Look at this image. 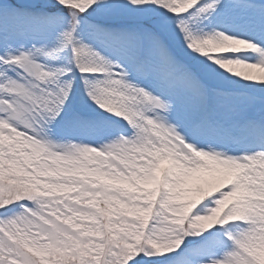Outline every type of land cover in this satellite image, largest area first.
Masks as SVG:
<instances>
[{
    "label": "snow or ice",
    "instance_id": "snow-or-ice-1",
    "mask_svg": "<svg viewBox=\"0 0 264 264\" xmlns=\"http://www.w3.org/2000/svg\"><path fill=\"white\" fill-rule=\"evenodd\" d=\"M0 264H264V0H0Z\"/></svg>",
    "mask_w": 264,
    "mask_h": 264
}]
</instances>
